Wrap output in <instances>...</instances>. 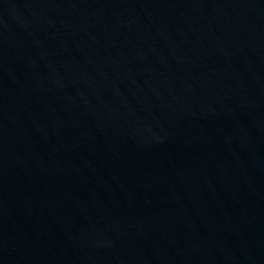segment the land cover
<instances>
[{
  "label": "water",
  "instance_id": "1",
  "mask_svg": "<svg viewBox=\"0 0 264 264\" xmlns=\"http://www.w3.org/2000/svg\"><path fill=\"white\" fill-rule=\"evenodd\" d=\"M65 264H264V0H18Z\"/></svg>",
  "mask_w": 264,
  "mask_h": 264
}]
</instances>
